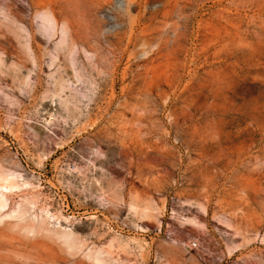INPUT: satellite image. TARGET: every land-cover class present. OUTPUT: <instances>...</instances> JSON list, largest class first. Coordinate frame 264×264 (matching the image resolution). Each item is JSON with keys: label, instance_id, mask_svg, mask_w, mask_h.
<instances>
[{"label": "rangeland", "instance_id": "374dc122", "mask_svg": "<svg viewBox=\"0 0 264 264\" xmlns=\"http://www.w3.org/2000/svg\"><path fill=\"white\" fill-rule=\"evenodd\" d=\"M0 264H264V0H0Z\"/></svg>", "mask_w": 264, "mask_h": 264}, {"label": "built area", "instance_id": "2783aa9c", "mask_svg": "<svg viewBox=\"0 0 264 264\" xmlns=\"http://www.w3.org/2000/svg\"><path fill=\"white\" fill-rule=\"evenodd\" d=\"M193 245H196V242H193Z\"/></svg>", "mask_w": 264, "mask_h": 264}]
</instances>
